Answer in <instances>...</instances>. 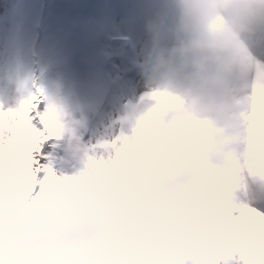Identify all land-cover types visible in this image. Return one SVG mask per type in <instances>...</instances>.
Wrapping results in <instances>:
<instances>
[{"label":"clouds","instance_id":"obj_1","mask_svg":"<svg viewBox=\"0 0 264 264\" xmlns=\"http://www.w3.org/2000/svg\"><path fill=\"white\" fill-rule=\"evenodd\" d=\"M144 28L135 145L72 192L0 180V264H213L231 210L259 207L264 0H152Z\"/></svg>","mask_w":264,"mask_h":264},{"label":"rangeland","instance_id":"obj_2","mask_svg":"<svg viewBox=\"0 0 264 264\" xmlns=\"http://www.w3.org/2000/svg\"><path fill=\"white\" fill-rule=\"evenodd\" d=\"M151 11L152 0H37V5L36 0H0V102L5 107L13 106L19 98L8 82L11 76L18 81L43 80L45 89L66 113L63 135H69L72 143L62 137L60 145L64 149L70 146L77 150L81 146L86 151L96 141L111 137L120 128L126 129L122 119L125 103L143 88L136 60L147 40L144 23ZM36 14L41 23L44 21L42 28L37 25L39 32L33 24L34 36L41 35L39 58L30 50L33 68L30 55L20 54L22 66H26L16 76L9 65L13 44L8 47L7 41L16 40L11 37L15 32L9 34L10 28L21 18L27 25L28 18L37 23ZM16 31L27 35L29 28ZM66 40L71 47L65 44L57 51L55 46ZM19 43L24 49L28 42ZM4 64L7 67L2 70ZM259 207H264V196Z\"/></svg>","mask_w":264,"mask_h":264},{"label":"snow or ice","instance_id":"obj_3","mask_svg":"<svg viewBox=\"0 0 264 264\" xmlns=\"http://www.w3.org/2000/svg\"><path fill=\"white\" fill-rule=\"evenodd\" d=\"M167 103V101H164ZM0 180L12 192L34 182L37 191L57 182L66 192L107 179L120 154L135 145L127 129L91 144L79 165L67 167L60 150L66 113L39 80H28L13 106L0 102ZM22 131L23 139L19 138ZM151 144L144 145L149 151ZM232 238L213 264H264V207L237 206L231 210Z\"/></svg>","mask_w":264,"mask_h":264},{"label":"trees","instance_id":"obj_4","mask_svg":"<svg viewBox=\"0 0 264 264\" xmlns=\"http://www.w3.org/2000/svg\"><path fill=\"white\" fill-rule=\"evenodd\" d=\"M91 1H94V0H91ZM42 4H43V2H42ZM36 5H37V0H36ZM42 6V5H41ZM21 10V9H20ZM36 16H37V19H38V21H37V23H34V19H32V18H28V19H26V21H27V23H28V25L25 23V18H21L20 20H19V23L15 26V25H13L12 26V28H10V35L12 34V33H14L15 32V34L16 35H11V37H13L14 39H16L15 41H12V43L9 41V43H8V41H7V46L8 47H10V45L11 44H13V47L9 50V59H10V61H9V65H10V67L13 69L14 68V73H16V76H18L17 75V71L19 70V71H22L24 68H23V66H26V65H23L22 66V62H21V59H19L20 57V54H23L24 55V57H26V56H28V55H30V50H32V52H31V54H33V52H35V57L36 58H39V53H38V50H37V48H38V46H39V44H40V39H41V35H39L40 36V39L38 38L39 36H38V33H37V36H34V35H36V34H34V30H33V24L35 25V28H36V30H37V32H39L40 31V29H38V24H39V26H40V28H42V25L44 24V21L41 23V21H40V19H39V16L40 15H38V14H36ZM25 26V28H26V30H27V27L29 28V32H28V34L26 35V34H24L22 31H16L17 29H22L23 27ZM27 33V32H26ZM9 35V36H10ZM3 38H4V35L2 36ZM39 40H38V39ZM36 39H37V41H36ZM5 41V40H4ZM23 41H25V43L26 42H28L26 45H25V47H24V49H23V47H21L20 46V43L19 42H21V43H23ZM36 41V43L35 44H33L34 42ZM40 41V42H39ZM74 42V41H73ZM19 43V44H18ZM18 44V45H17ZM36 44H37V46H36ZM65 44H68L69 46L71 45V42L69 41V40H66V41H62L61 43H60V45H56L55 47H56V49H57V51H61L60 49L64 46L65 47ZM71 47V46H70ZM30 61V64H32L31 65V67L33 66V68H34V60H33V56H32V61H33V63H32V61H31V55H30V59H29ZM39 66H41V63H40V61H39ZM1 67H2V70H4L6 67H7V65L6 64H4L3 66L1 65ZM29 69V68H28ZM65 71V77L66 76H68V71H66V69L64 70ZM46 73V72H45ZM19 74V73H18ZM54 74H57L56 72H54ZM26 76V75H25ZM4 78V77H3ZM25 77H23V79H24ZM4 80L6 81V79L4 78ZM28 80H30V78H26V80H22V81H18V78H16L15 77V79H13V77L11 76L10 77V81H8V82H10V87L12 88V92H13V94H14V96H16V97H19L20 95H21V92H22V85H23V83L24 82H26V81H28ZM31 80H33V78L31 79ZM18 81V82H17ZM41 81H42V83H41ZM40 83L41 84H43V80H40ZM44 85V84H43ZM19 91V92H18ZM7 96V95H6ZM10 100V99H9ZM17 101V100H16ZM63 140H65V141H67V143L68 144H71L72 143V141H71V139H70V136L69 135H63ZM80 146V145H79ZM60 150L64 153V156H65V160H64V164L66 165V164H69L70 166H72V165H79L80 164V162H81V156H82V154H83V152H84V148L82 149V147L80 146V147H78V149L77 150H74V149H72L70 146H67V148L66 149H64V148H62V146L60 145ZM68 152V153H67Z\"/></svg>","mask_w":264,"mask_h":264},{"label":"bare ground","instance_id":"obj_5","mask_svg":"<svg viewBox=\"0 0 264 264\" xmlns=\"http://www.w3.org/2000/svg\"><path fill=\"white\" fill-rule=\"evenodd\" d=\"M116 1H117V0H116ZM120 38H121L122 40H125V41H126V38H127V37H126V36H124V37L121 36ZM126 42L129 43L130 41H126ZM124 48H125V47H124ZM125 50H128V47L125 48ZM136 51H137V49H136ZM136 51L134 50V55L136 54ZM131 52H132V51H131ZM132 54H133V52H132Z\"/></svg>","mask_w":264,"mask_h":264}]
</instances>
